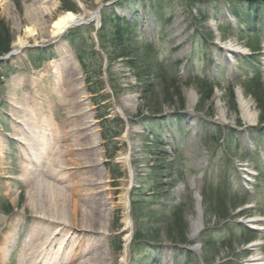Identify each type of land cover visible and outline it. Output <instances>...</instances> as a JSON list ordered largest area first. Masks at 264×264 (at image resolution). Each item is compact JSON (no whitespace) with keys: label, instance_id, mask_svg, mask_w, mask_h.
Here are the masks:
<instances>
[{"label":"rangeland","instance_id":"rangeland-1","mask_svg":"<svg viewBox=\"0 0 264 264\" xmlns=\"http://www.w3.org/2000/svg\"><path fill=\"white\" fill-rule=\"evenodd\" d=\"M71 1L76 6L72 12L86 15V21L52 38L51 23L67 11L60 8V0H0V19L9 28L12 50L25 27L37 31L27 46L0 60V264L44 263L43 251L25 245L35 224L30 207L35 185L39 194L49 191V210L54 200L58 204L54 212L63 213L49 221L48 236L59 225L69 230L57 236V244L53 246V241L51 247L53 256L61 244L69 253L70 259L62 264H242L255 252L264 261V229H252L253 239L244 241L247 228L239 222L259 217L258 225L264 226V143L259 142L264 132L257 120L251 123L241 115L237 101V90H241L257 116L243 82L260 69L264 86V0H256L260 2L256 29L261 53L250 59L248 51L239 56L231 53L233 62L222 45L233 41L245 47L246 31L242 30L246 27L231 11L237 5L243 18L248 11L246 0H161L163 7L156 13L150 9V0L109 5L105 3L112 0ZM101 3V18L95 26L87 14ZM39 6L50 10L33 14L32 9ZM112 10L137 14L132 46L140 57L146 53L144 45L152 43L149 57L177 78L183 109L172 90L164 96L153 74L139 77L127 60H107ZM157 14L159 20L154 18ZM190 77H207L217 84L212 100L202 102L199 109L200 92L195 85L184 84ZM228 84L233 85L235 104L228 98ZM190 91L196 95L191 106ZM152 102L163 105V112L150 119L146 106ZM220 109L224 119L219 117ZM21 124H29L30 129L22 131ZM36 124L42 131H35ZM217 127L222 128L220 136ZM36 138L49 145V158L55 159L58 151L65 154L57 157L63 163L53 167L60 171L48 175L53 189L39 183L48 178L43 173L45 164L23 158L24 141ZM44 143L37 142L39 151ZM126 155L132 171L120 159ZM24 165L36 169L34 174L24 175ZM246 169L253 181L245 180ZM126 187L132 237L122 260L125 231L119 194ZM87 194L90 199L85 198ZM198 195L203 229L192 241L190 220L197 217ZM43 198L40 195L38 202L44 203ZM217 200L221 212L232 202L237 204L219 222L213 216L218 214L209 211ZM65 201L76 203L75 220L63 208ZM176 205L187 222V247L192 248L188 256L180 252L185 245L167 236ZM85 209L88 213L83 214ZM236 212L241 216L236 217ZM85 220L94 229L86 227ZM77 232L90 237H79ZM139 233L141 238L134 241ZM254 241L256 250L249 247ZM52 261L49 257L47 262Z\"/></svg>","mask_w":264,"mask_h":264},{"label":"trees","instance_id":"trees-1","mask_svg":"<svg viewBox=\"0 0 264 264\" xmlns=\"http://www.w3.org/2000/svg\"><path fill=\"white\" fill-rule=\"evenodd\" d=\"M192 1V0H191ZM261 1V0H260ZM120 2V0L117 1V3ZM248 4V11L244 14L243 18L240 19V16L242 13L239 12L238 6L233 5L232 6V14L235 17H238L240 23H244L246 29L242 31H246L243 33V37H246V40L244 41V45L252 52L251 55L248 56L247 59L250 58H256L257 54H259L261 50V35L259 33V30L256 29L257 19L256 17L259 15L260 12V2L258 3L256 0H246L245 1ZM60 8L63 10H69V11H75L76 6L71 0H60ZM195 3V2H193ZM258 3V4H257ZM257 4V5H256ZM123 5V4H122ZM150 9L153 13H156L157 11H160L163 7V4L161 3V0H150L149 1ZM250 14H254V17H251ZM130 15V14H129ZM119 14L112 10L110 14V20L113 23L111 26V32H110V40H109V51H108V59L109 61H113L116 59H127L129 63V67L134 69L135 71H138L136 74L141 77L143 74H153L156 79L159 80L160 85H162L163 91L162 93L164 96H167L169 94V90H172L174 95L177 96L180 100L179 109L184 108L183 104V96L180 89V84L175 78V76L170 75L166 70L164 71L162 63H159V61L154 60L152 61V58L149 57L150 54L148 53V47L152 46L151 42H147L144 45V49H146V53L143 56H138V49L133 48L132 46V39H133V33H135L139 21L137 14L134 12V14H131L130 16ZM158 15V14H157ZM159 15L154 17L155 20H159ZM104 21V19H102ZM240 31V32H242ZM11 41L12 37L9 32L8 26H6L3 19H0V56L6 54L11 49ZM132 58V59H128ZM243 59V58H242ZM144 68V69H143ZM142 70V71H141ZM184 84H193L196 86L198 91L201 94V99L199 100V104L196 107L199 109L202 106V102H209L212 99V93H213V83L208 82L207 79L203 78H196V77H190L187 81H185ZM243 88L244 92L251 94L254 102L256 104V107L258 109V125L262 126L260 129L262 132H264V86L262 85V73L260 69H257L253 72L251 76L248 77L246 81L243 82ZM227 89V95L232 104H235L234 102V93H233V85L228 84L226 87ZM172 93V94H173ZM147 109H149L150 115H156L163 112V105L159 103L152 102L149 105L146 106ZM234 109H236V106H234ZM150 119L156 118L154 116H149ZM181 119H179L180 121ZM179 128H182L183 125L181 124V121L178 122ZM156 130L158 129L157 127ZM154 129V131L156 132ZM217 136L221 135L222 128L217 127ZM259 142L264 143V135L260 136ZM158 142V141H157ZM237 204L231 203L228 205L226 211H218L219 208V200L215 201V204L209 208V211L211 213H217V218H225L229 214V207L234 208ZM168 231L167 236L173 241H176L178 243H187V222L184 219L183 212L181 207L174 206L171 209V217L168 221ZM254 237V234L251 231H247V236L244 239V241H248ZM141 238V234L134 235L133 240H139ZM184 253L190 255L189 251H184Z\"/></svg>","mask_w":264,"mask_h":264},{"label":"bare ground","instance_id":"bare-ground-1","mask_svg":"<svg viewBox=\"0 0 264 264\" xmlns=\"http://www.w3.org/2000/svg\"><path fill=\"white\" fill-rule=\"evenodd\" d=\"M115 1L116 0H112V1L108 2V5L111 4L112 2H115ZM32 10H33L32 11L33 14L38 15L39 13H47V12H49L50 9L47 8L46 6H39L37 8V10L35 8ZM99 14H100V11L97 8L94 11L88 13L87 15L93 19H96L97 21H100V15ZM86 18L87 17L84 14H80V15L75 14L74 12L69 11V10L63 12L62 14L57 16V18L51 23V37L52 38L59 37L67 29L81 24L83 21L86 20ZM24 31L25 32L22 36H18L16 38V40L14 42V49L12 50L13 53H18L22 48H24L25 46L28 45V39L30 37L34 38L37 35V31L32 26L25 27ZM222 48H224V50L228 54V56H229L228 58H230L229 59L230 62H233V60L231 59V56H230L231 53H238L239 54V53H244L246 50L245 47H242L241 45L236 44L233 41H226L222 45ZM106 57H107V60H109L108 54H106ZM128 59H132V58H128ZM125 60H127V59H125ZM127 62H128V60H127ZM216 86H217V84H213V90ZM212 97H213V93H212ZM188 98H189L188 105L191 106L194 103L195 98H196L194 91H190ZM237 101L239 104L241 115L248 122L254 123L256 120L258 121V114L256 116V112L251 111L250 103L247 99H245L241 90H237ZM219 117L222 119H224V117H225L224 112L221 109L219 110ZM20 128L22 129V131L25 132V129L26 130L30 129V125L29 124H23L22 127H20ZM34 128H36L35 131H42L41 125L36 124V126ZM48 128H49V126H48ZM37 142L44 143V141H41V140L39 141L38 138H36V140L32 139L31 142H27V141H24V143L22 142L24 144V146H22V147H24L23 149L24 150L26 149V152H25L23 158L25 160H27L28 162H32V163H36V164H38L39 162H41L42 164L44 163L45 164L44 167L47 169V172H45V171L43 172V170H42V172L45 175L48 173L47 177L49 174L52 175L55 171H60V170L53 171V167H54V164L59 165L61 162L63 163V159L57 158V157L64 156L65 154L58 151V154L56 153L57 157L55 159H51V158H49V145H47L46 143L40 144V147H41L40 150L41 149H44V150L39 151L37 149L38 147L36 145ZM27 150L30 152H27ZM120 159H121V161H123L126 164V166L130 169V171H132L130 158L126 155V156H121ZM22 171H23L24 175L29 176L31 174H34L36 169L30 168V167H27L24 165V166H22ZM244 172H247V170ZM132 174H133V172H132ZM248 174L252 175V172L250 171V172H248ZM247 179L249 181H253L252 177H250V176H248ZM84 181L86 183H90L89 185H93V182H91V180L87 179ZM39 183L45 184L48 188H51V189H53V186H54L51 182H49V177L47 178V181L41 180ZM35 188L36 189L32 190L30 193V196H31L30 207L33 211V217H34V223L35 224H33L31 229L29 230V236H28V239H26V241H25V245H28V246L30 245L29 247L31 249H33L34 251H43L45 253L42 257V259L45 258V260L42 261V262H44L43 264H49V262H47V261H49V257H50V259L52 257V260H53L51 262V264H54V263L62 264V262L64 260L70 259L69 257L66 256V254H69V253L68 252L65 253L64 246L61 244L58 247V251L54 252V256H53V255H51L52 254L51 253L52 252L51 247H52L53 241L57 238V236H59L61 234L62 235L67 234L66 232H68L69 230L67 229V227L64 226L65 225L64 224V225L57 226L56 229L54 230V232L50 233L49 236H48V234H49V221L53 222V220H58L57 216L62 215L63 213L62 212H58V213L54 212V211H58L57 209H55V208H57L58 204H56L54 200L50 204L52 206V210L51 209L49 210V191L46 192L45 194H39L41 192L38 193V188L36 185H35ZM47 190H49V189H47ZM127 191H128V188L126 187L123 189L121 194H119V202H120V204H122V207L124 209L122 223H123V230L125 231V234H124V238H125V246H124L125 249H124V251L125 252L122 256V260L125 259V255H126L125 253L127 251V245H128V242L130 241V239L132 237L131 232H129V229L131 228V220H130L129 210H128ZM72 194H73V191H72ZM40 195H44L45 198H43V200H42V201H44V203L38 202V198ZM74 195H76L75 192H74ZM61 198H63V201H64L65 200L64 198H66V197H64V195H63V197H61ZM85 198L90 199L88 194L86 195ZM72 205H74V208L72 207ZM76 206L77 205L75 202H73V203H71V202L69 203V201L63 202V208L66 211H70L72 213L71 218L74 220L76 217L75 213L78 211ZM196 209H197V217L192 218L190 220V230H191L192 241L198 235V233L200 232V230L202 229V226H203V223L201 221L202 208H201V205L199 203V199H198V202L196 205ZM95 210H99V208H95ZM82 213L86 214L88 212L85 209ZM61 219L63 220L64 218H61ZM184 219H185V217H184ZM259 220H261L259 217H249V218L245 219V222L247 224H249L251 227H253V229L262 230V229H264V226L258 225L257 221H259ZM86 224H87V225H85L86 227L94 229L92 223L87 222ZM77 233L79 234V237H84V238L90 237L85 232H77ZM46 234H47V236H45ZM43 237H45V238L43 239ZM39 239H42V240H40V242H39ZM94 240L96 241L98 239H96L94 237ZM55 243L57 244V240H56V242L54 241L53 246H55ZM257 244L258 243L256 241H254L251 244H249V247L251 249L256 250ZM194 247L196 248L197 246L195 245ZM72 249H75V248H72ZM72 254L74 255L75 253L73 252ZM46 256H48V257H46ZM27 260L29 261L28 258H27ZM245 263L246 264H264V262L262 260V256L258 252H255L254 254H252L247 259V261H245Z\"/></svg>","mask_w":264,"mask_h":264},{"label":"water","instance_id":"water-1","mask_svg":"<svg viewBox=\"0 0 264 264\" xmlns=\"http://www.w3.org/2000/svg\"><path fill=\"white\" fill-rule=\"evenodd\" d=\"M103 5H104V4L101 3V4L99 5L98 9L101 8ZM105 5H106V3H105ZM92 19H93V18H91V20H92ZM85 21H86V20H85ZM83 22H84V21H83Z\"/></svg>","mask_w":264,"mask_h":264}]
</instances>
